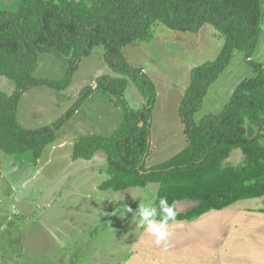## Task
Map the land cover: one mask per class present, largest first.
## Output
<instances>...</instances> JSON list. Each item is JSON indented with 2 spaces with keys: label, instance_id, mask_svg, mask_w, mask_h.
I'll return each mask as SVG.
<instances>
[{
  "label": "trees",
  "instance_id": "trees-1",
  "mask_svg": "<svg viewBox=\"0 0 264 264\" xmlns=\"http://www.w3.org/2000/svg\"><path fill=\"white\" fill-rule=\"evenodd\" d=\"M263 17L264 0H20L17 10L0 8V75L15 83L12 93L0 89V149L11 155L30 152L37 162L57 139V131L99 91L115 98L122 123L109 136L82 135L73 159L106 153L109 177L101 189L123 191L157 183L154 205L160 197L175 201L176 208L177 201L198 202L185 212L177 209L176 221L258 200L264 195ZM210 26L224 42L215 59L190 71L179 106L184 147L148 166L156 144L152 115L157 89L142 67L129 62L124 47L165 38L191 49ZM98 46L104 47L105 62L114 74L99 75L96 86L82 88L73 105L51 124L24 127L18 119L23 95L37 86L67 90L83 58ZM44 53L68 62L62 79L36 76ZM242 65L247 72L228 85L226 102L213 112L203 110L212 86ZM131 82L145 100L139 108L126 97ZM235 149L244 154L242 164L226 162Z\"/></svg>",
  "mask_w": 264,
  "mask_h": 264
},
{
  "label": "rangeland",
  "instance_id": "rangeland-1",
  "mask_svg": "<svg viewBox=\"0 0 264 264\" xmlns=\"http://www.w3.org/2000/svg\"><path fill=\"white\" fill-rule=\"evenodd\" d=\"M19 1L0 0V8L17 10ZM261 26L259 46L264 59V17ZM223 42L220 33L210 26L203 41L191 49L180 40L165 38L153 43L136 41L124 47L129 62L142 67L157 89L152 115L156 144L148 166L167 160L184 147L179 106L190 82V71L215 59ZM104 52V47L98 46L83 58L67 90L37 86L27 91L19 104V122L26 128L51 124L73 105L82 88L95 86L99 75L114 74L105 62ZM68 67V62L44 53L35 74L62 79ZM244 72L247 67L242 65L217 81L203 110L213 112L221 102L225 103L228 85ZM14 88L12 80L0 75L1 90L12 93ZM126 97L133 108L141 107L145 101L133 82L128 85ZM121 123L122 109L116 106L115 98L98 91L57 131V139L47 145L37 162L30 152L11 155L0 149V264H124L131 257L132 245L143 229L136 227L131 212L124 216L121 206L137 209L138 193L147 196L145 203L155 204L158 184L123 191L103 190L100 184L109 177L106 153L98 151L91 159H73L75 144L82 135L109 136ZM236 151L243 156L240 149ZM238 159L236 155L231 162L237 163ZM202 219L209 223L214 220L210 216ZM211 226L210 237L215 222ZM219 229L225 241H230V233ZM249 238L247 254L250 246L260 241L254 234ZM240 245L243 247L241 242ZM159 246L157 256L162 257L165 245ZM229 249L233 250L231 246ZM177 254V250H171L173 257Z\"/></svg>",
  "mask_w": 264,
  "mask_h": 264
},
{
  "label": "crops",
  "instance_id": "crops-1",
  "mask_svg": "<svg viewBox=\"0 0 264 264\" xmlns=\"http://www.w3.org/2000/svg\"><path fill=\"white\" fill-rule=\"evenodd\" d=\"M262 144L264 145V138ZM236 155L239 162L232 163L231 160ZM243 158L244 154L242 156L235 149L226 162L237 165L243 161ZM197 203L190 199L177 201L180 212L191 209ZM179 204H182L181 208ZM214 215H217L219 227L226 233H230V241H225L223 238V233L220 231ZM203 216L204 218L210 216L214 220L212 223L203 222ZM198 219L201 220L200 223ZM214 222L216 227L212 230L210 237L208 235ZM170 227L173 229L169 230L168 239L173 237L174 240L168 244L165 241L161 242L166 248L163 249L164 256H157L161 248L155 242V237L142 230L137 234L132 245L131 257L127 258L124 264H264V195L258 200H242L223 210H211L191 221L180 220L170 223ZM251 234L259 236L260 241L251 245V251L247 254L246 248L249 245L247 239L251 240L249 238ZM230 246L233 248L232 251L229 249ZM170 249L177 250L176 257L171 255Z\"/></svg>",
  "mask_w": 264,
  "mask_h": 264
},
{
  "label": "clouds",
  "instance_id": "clouds-1",
  "mask_svg": "<svg viewBox=\"0 0 264 264\" xmlns=\"http://www.w3.org/2000/svg\"><path fill=\"white\" fill-rule=\"evenodd\" d=\"M128 193L132 195L131 191ZM137 199L140 203L135 210L127 204L121 206L124 216L131 212L136 227L155 237L157 244L166 241L170 236V223H175L179 215L175 201L170 204L166 197H160L158 205L145 203L147 196L144 193H138Z\"/></svg>",
  "mask_w": 264,
  "mask_h": 264
}]
</instances>
